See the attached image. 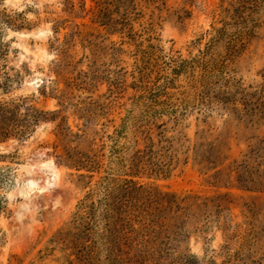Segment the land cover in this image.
Wrapping results in <instances>:
<instances>
[{"label":"rangeland","instance_id":"374dc122","mask_svg":"<svg viewBox=\"0 0 264 264\" xmlns=\"http://www.w3.org/2000/svg\"><path fill=\"white\" fill-rule=\"evenodd\" d=\"M2 12L0 264H264V0Z\"/></svg>","mask_w":264,"mask_h":264},{"label":"trees","instance_id":"16d2710c","mask_svg":"<svg viewBox=\"0 0 264 264\" xmlns=\"http://www.w3.org/2000/svg\"><path fill=\"white\" fill-rule=\"evenodd\" d=\"M19 18H20L19 15L8 16L4 12H2V13H0V24L6 28L19 29L20 26H17V24H16ZM0 36H1V32H0ZM0 46H2L1 41H0ZM0 56H1V54H0ZM0 87H2V86H0Z\"/></svg>","mask_w":264,"mask_h":264}]
</instances>
